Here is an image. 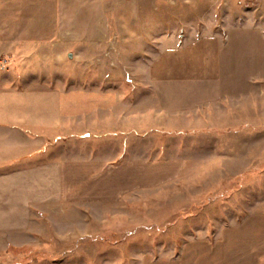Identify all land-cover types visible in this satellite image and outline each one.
<instances>
[{
  "label": "rangeland",
  "instance_id": "374dc122",
  "mask_svg": "<svg viewBox=\"0 0 264 264\" xmlns=\"http://www.w3.org/2000/svg\"><path fill=\"white\" fill-rule=\"evenodd\" d=\"M136 1L138 38L105 11L94 44L62 34L59 0H0V65L56 89L50 157L74 182L57 221L0 239V264L174 259L264 213V0Z\"/></svg>",
  "mask_w": 264,
  "mask_h": 264
},
{
  "label": "crops",
  "instance_id": "0c3cea01",
  "mask_svg": "<svg viewBox=\"0 0 264 264\" xmlns=\"http://www.w3.org/2000/svg\"><path fill=\"white\" fill-rule=\"evenodd\" d=\"M101 1L59 0L62 34L75 43L104 42L110 36L104 13L110 11L121 41L138 38L137 1L106 0L105 5ZM80 4L90 12L85 25L77 19ZM190 66L186 71L191 69L194 74L195 66ZM20 83L11 70L0 65V239L19 240L42 221H57L70 201L67 186L74 184L67 179L65 164L50 157L52 129L60 118L56 89L48 83ZM221 226L213 243L206 237L190 240L174 259H146L141 264H260L264 257V213H251L240 223Z\"/></svg>",
  "mask_w": 264,
  "mask_h": 264
}]
</instances>
